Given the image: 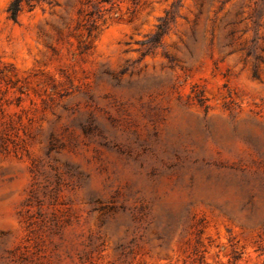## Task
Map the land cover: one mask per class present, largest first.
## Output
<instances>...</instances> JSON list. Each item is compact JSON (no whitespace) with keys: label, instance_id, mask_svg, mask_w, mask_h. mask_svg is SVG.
Returning <instances> with one entry per match:
<instances>
[{"label":"rangeland","instance_id":"374dc122","mask_svg":"<svg viewBox=\"0 0 264 264\" xmlns=\"http://www.w3.org/2000/svg\"><path fill=\"white\" fill-rule=\"evenodd\" d=\"M0 0V264H264V0Z\"/></svg>","mask_w":264,"mask_h":264},{"label":"trees","instance_id":"16d2710c","mask_svg":"<svg viewBox=\"0 0 264 264\" xmlns=\"http://www.w3.org/2000/svg\"><path fill=\"white\" fill-rule=\"evenodd\" d=\"M24 1L25 0H13L11 4L9 5L8 13H9L11 20H13L14 22H17L18 20V15L22 10V3Z\"/></svg>","mask_w":264,"mask_h":264}]
</instances>
